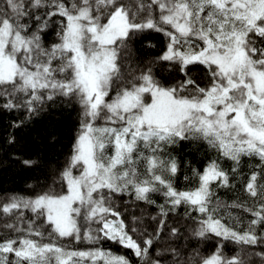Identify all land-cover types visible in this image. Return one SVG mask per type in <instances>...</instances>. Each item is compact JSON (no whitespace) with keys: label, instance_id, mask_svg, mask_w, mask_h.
I'll return each mask as SVG.
<instances>
[{"label":"snow or ice","instance_id":"1","mask_svg":"<svg viewBox=\"0 0 264 264\" xmlns=\"http://www.w3.org/2000/svg\"><path fill=\"white\" fill-rule=\"evenodd\" d=\"M149 32L164 46L145 60ZM57 101L78 108L70 151L0 194V264H133L106 242L135 264H264V0H0V110L18 128ZM186 144L206 162L181 189ZM235 178L245 199L229 203ZM123 197L158 214L126 217ZM180 209L191 223L170 226Z\"/></svg>","mask_w":264,"mask_h":264},{"label":"trees","instance_id":"2","mask_svg":"<svg viewBox=\"0 0 264 264\" xmlns=\"http://www.w3.org/2000/svg\"><path fill=\"white\" fill-rule=\"evenodd\" d=\"M144 37L147 38L144 43H141V40H134L133 46L143 59L151 60L163 48L164 38L155 32L145 33ZM148 43L155 45V47H147ZM156 70L162 77L169 76V72L160 69L159 66ZM77 117V106L57 101L54 104L49 103L45 111L25 120L17 128L13 127V124L24 119V114L17 111L0 110V194L27 193L30 191V185L36 186L43 183L49 171L56 168L70 151L77 128ZM10 138H14L12 143H9ZM175 155L181 161V174L177 179V186L181 189L187 188L190 186L189 183L182 179L183 175L186 174L185 164L188 163L191 167L202 169L206 162L205 148L203 145L186 144L176 148ZM208 155L213 154L208 153ZM23 159H31L36 163L32 167H25L21 163ZM223 167L225 169L230 168V162H224ZM187 174L190 175V172ZM234 183L236 184L234 189H221L218 192V195L226 202L231 203L237 197L240 200L245 199L242 191L243 178H235ZM122 199L129 202L117 201L126 217H130L132 213L136 215L143 213L146 223H151L148 217L158 214L159 210L155 205L142 202L134 204L130 197H123ZM153 199L157 201V204L163 203L162 197L158 195H154ZM183 211L180 209L169 215L170 226L175 225L177 221L182 224L191 223L189 220L181 219ZM181 230L183 231V228ZM193 243L196 242L193 241ZM104 247L115 254L126 255L135 264V257L130 250L111 242H106ZM199 247L211 250L214 247V242H200ZM234 247V245H227L226 254H229ZM254 259L258 260L259 258L254 257Z\"/></svg>","mask_w":264,"mask_h":264}]
</instances>
